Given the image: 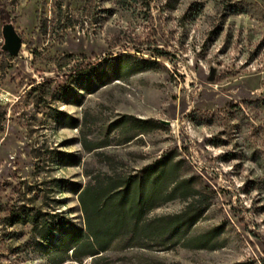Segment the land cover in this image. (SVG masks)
<instances>
[{
	"label": "rangeland",
	"instance_id": "obj_1",
	"mask_svg": "<svg viewBox=\"0 0 264 264\" xmlns=\"http://www.w3.org/2000/svg\"><path fill=\"white\" fill-rule=\"evenodd\" d=\"M147 1L0 0V264H51L22 213L82 226L74 188L172 157L188 190L146 218L197 200L200 218L97 264H264V0ZM214 230L215 250L189 246Z\"/></svg>",
	"mask_w": 264,
	"mask_h": 264
},
{
	"label": "trees",
	"instance_id": "obj_2",
	"mask_svg": "<svg viewBox=\"0 0 264 264\" xmlns=\"http://www.w3.org/2000/svg\"><path fill=\"white\" fill-rule=\"evenodd\" d=\"M118 2L123 6L149 5L147 0ZM3 13L1 8L0 14ZM0 17L2 18L1 15ZM67 125L74 127L76 123L68 121ZM96 148L99 147L94 149ZM60 162L79 164V161L71 156L60 159ZM180 167L181 161H174L172 157L147 168L141 177H108L106 180L96 179L83 188H74L72 192L77 196L80 206L82 226L67 219H60L55 229H51L48 219L43 220L30 213H22V217L20 215L16 220L32 224L33 239L46 244L51 253V264H81L86 259H90L91 264L101 263L104 261L103 254L107 253L116 241H121L125 248L146 249L150 248L151 244L168 247L185 237L186 231L201 216V211L197 210L201 201L197 200L189 204V212L146 218L147 210L172 202L179 198V195L185 196L189 181H178ZM218 236V230L199 235L188 241L189 246L195 250H215L212 242Z\"/></svg>",
	"mask_w": 264,
	"mask_h": 264
},
{
	"label": "water",
	"instance_id": "obj_3",
	"mask_svg": "<svg viewBox=\"0 0 264 264\" xmlns=\"http://www.w3.org/2000/svg\"><path fill=\"white\" fill-rule=\"evenodd\" d=\"M1 36L3 39L1 50L9 57H15L20 49L21 41L12 25L4 24L1 28Z\"/></svg>",
	"mask_w": 264,
	"mask_h": 264
}]
</instances>
